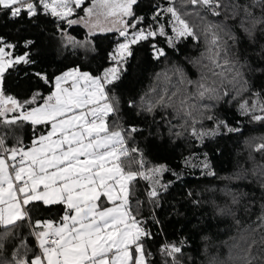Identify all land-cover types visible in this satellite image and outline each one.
Wrapping results in <instances>:
<instances>
[{
    "label": "snow or ice",
    "instance_id": "snow-or-ice-1",
    "mask_svg": "<svg viewBox=\"0 0 264 264\" xmlns=\"http://www.w3.org/2000/svg\"><path fill=\"white\" fill-rule=\"evenodd\" d=\"M143 4L0 0V19L14 25L38 29L45 18H55L62 46L77 57L74 66L49 73L37 67L32 53L37 39L19 35L26 28L18 30L16 42L0 34V264H187L183 241L157 243L163 222L156 209L174 183L162 178L165 173L180 178L179 173L152 164L148 145L141 147L137 137L167 143L187 134L203 144L209 137L238 133L241 129L214 109L245 93L250 99L239 101L240 113L264 125V85L253 91L245 72L264 74V0H165L164 6L149 0L150 17L138 12ZM76 25L86 29L84 38L69 34ZM107 33L119 37L104 57L107 66L83 70L79 58L96 60L97 37ZM187 40L203 51L181 62L180 45ZM138 45H147L146 59L171 66L157 74V86L126 100L119 90ZM242 45L253 50L251 58ZM186 65L196 68L195 79ZM13 73L23 75L15 84L18 91H10ZM157 112L168 137L158 131L164 125L156 122ZM147 114L154 126L146 130L135 117ZM205 120L215 126L205 130ZM254 151L261 161L252 157L250 169L223 178L250 175L262 193L259 214L242 229L246 235L230 254L233 264H264V142ZM192 159L186 157L185 165L197 166ZM199 166L203 175L216 176L207 154ZM223 195L231 197L227 214L242 225L237 213L251 216L255 201L242 205L228 187ZM54 207L61 210L57 219L43 215Z\"/></svg>",
    "mask_w": 264,
    "mask_h": 264
},
{
    "label": "trees",
    "instance_id": "trees-1",
    "mask_svg": "<svg viewBox=\"0 0 264 264\" xmlns=\"http://www.w3.org/2000/svg\"><path fill=\"white\" fill-rule=\"evenodd\" d=\"M159 2L161 6L165 5V0H151V4ZM147 5V6H146ZM140 14L151 16V5L149 0H144V4L138 9ZM80 15L83 12L79 13ZM209 19H215L209 17ZM24 27L27 30L19 32V35L32 37L37 39V47L32 50L37 60V67H43L49 73L59 74L66 67L74 66L77 60L75 55L71 54V49L64 48L61 34L57 31L55 18H45L40 27H30L28 25L15 24L8 19H0V34L6 35V38L12 42L18 39V30ZM66 27V26H65ZM69 34L77 39L84 38L86 29L76 25L68 29ZM119 39L116 33H107L97 37L99 55L96 60H84L85 71L95 72L101 66L106 67L107 63L104 57L106 53L115 47V42ZM161 41L163 38H160ZM161 47H166L164 43H160ZM147 45H138L137 56L131 61V68L126 74L121 88L120 94L124 99L140 96L149 92L150 88L157 86V74L163 73L166 68L170 67L168 61L161 60L159 62L146 59L147 53L145 48ZM182 53L178 58L183 62L186 58H197L203 51L202 46L197 47L191 41H183L180 45ZM247 55L251 58L254 53L247 45ZM22 48L16 51L20 54ZM177 59L176 57L172 58ZM255 66V65H253ZM189 76L196 78V68L192 65H186ZM246 78L251 81L253 91H259L261 85H264V74L261 72L249 73L247 70ZM15 79L12 81L10 91H18L15 84L23 79L22 73H13ZM35 83V82H33ZM43 90V89H41ZM250 99L248 93L237 100H230L228 103L223 101L216 104L215 114L223 119H227L232 127L241 129L238 133L221 134L215 137H209L200 144L197 140L185 134L182 137L168 140L155 139L151 142L137 137V142L141 147L146 144L148 147L147 158L152 164H166L174 172L179 173V177H174L170 173H165L162 182L173 181L172 187L169 189L170 194H165L161 201V206L156 209L161 219L163 232L158 236L157 243L160 242H184L185 259L187 264H233L229 259L230 254L234 256L236 249L234 245L239 241L243 233L242 229L247 224L256 219L259 214V205L261 202V190L255 180L249 175L248 179L243 180H226L225 177L234 176L242 169L252 167V157L256 161H261L262 157L254 151L257 144L264 142V125L253 122L249 117L244 116L239 111V101ZM157 123L164 125L159 129L164 137H168L166 121L162 118V114H155ZM135 121L141 127H153V115L147 114L135 117ZM175 123V121H173ZM215 126L213 121L205 120L202 127L207 130ZM199 127V126H198ZM27 143V140H26ZM207 154L212 169L216 176H205L202 174L203 169L200 167V161ZM192 156V164L197 166L190 167L185 165V158ZM145 182H141V189L144 188ZM228 187L232 189L242 201V205L248 200L255 201V207L251 216H246L243 211L237 213V216L243 221L242 225H237L231 215L227 214V206L230 205L231 197L224 196L223 191ZM215 190V191H213ZM193 193L191 197L187 193ZM143 199V197H141ZM193 200L200 203L194 204ZM219 209H225V214H220ZM147 211V206L145 207ZM61 214L59 207H54L50 213L43 215L57 219ZM153 232L159 231L157 227H152Z\"/></svg>",
    "mask_w": 264,
    "mask_h": 264
},
{
    "label": "rangeland",
    "instance_id": "rangeland-1",
    "mask_svg": "<svg viewBox=\"0 0 264 264\" xmlns=\"http://www.w3.org/2000/svg\"><path fill=\"white\" fill-rule=\"evenodd\" d=\"M83 15V14H82Z\"/></svg>",
    "mask_w": 264,
    "mask_h": 264
}]
</instances>
